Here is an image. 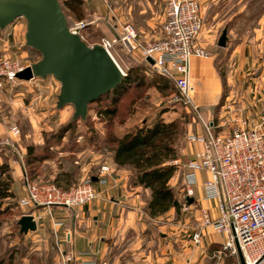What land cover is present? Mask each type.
<instances>
[{"label":"rangeland","instance_id":"obj_1","mask_svg":"<svg viewBox=\"0 0 264 264\" xmlns=\"http://www.w3.org/2000/svg\"><path fill=\"white\" fill-rule=\"evenodd\" d=\"M60 1L70 26L78 27L90 45L101 44L103 39L116 41L125 25L136 29L138 42L142 45L159 39L167 6V0H101L112 9L110 23L106 24L109 30L104 33L103 29L90 28L91 19L85 14L83 0L73 1L77 6L76 11L66 8L65 0ZM203 7L206 9L202 17L205 22L203 31L206 33L211 29L207 32L208 36L204 35V48L214 58L215 66L224 81L223 94L219 100V104H223L232 91L228 79L230 77L233 81V45L247 37L250 41L255 39L260 22L264 19V0H208L203 3ZM77 19L82 20L75 23ZM13 24L16 30L12 29L13 35L11 41H8L5 34ZM11 26L0 30V165L8 166L9 170L3 178L7 180L8 175L12 177L16 195L0 201V264H59L58 246L61 245L58 244V232L53 228L49 213L57 207H22L19 190L25 187V196L28 194L27 183L57 186L55 178L58 172L66 170L71 173L70 182L60 180L61 187H57L62 189L69 185L64 188L67 190H62L70 191L84 180L98 175L101 167L113 158V135H121L159 116L166 121L176 120L181 124L182 132L176 141L179 155L177 170L170 184L178 200L184 202L186 165L198 150L194 148V143L188 141L187 136L203 133L202 120L207 119L203 118L199 108L185 106L176 100L178 90L173 81L160 80L159 74L142 58L139 46L129 50L120 42L113 43L110 48L113 57L125 73L132 74L135 81L116 97L106 95L92 103L86 120H73L72 106L67 105L61 109L56 107L60 84L52 76L28 81L6 77L5 73L10 68H25L41 57L36 50L25 44L26 20L19 18ZM226 26L229 39L227 45L221 47L218 40ZM258 40L263 50V33ZM251 44L257 46V42ZM232 98L230 102H233ZM104 108H116L117 112L115 115H101L99 111ZM212 118L214 124L220 125L216 131H229L228 116L219 119L217 115H212ZM29 147L33 148L29 157L30 164L27 161ZM16 166L21 167L23 172L20 187L14 186ZM129 175L134 181L132 171ZM37 209L41 210L36 216L39 221L37 230L20 233L19 219ZM172 209L174 214L171 222L175 224L191 212L183 208L178 212ZM170 217L161 215L155 227L166 230L165 222Z\"/></svg>","mask_w":264,"mask_h":264},{"label":"crops","instance_id":"obj_2","mask_svg":"<svg viewBox=\"0 0 264 264\" xmlns=\"http://www.w3.org/2000/svg\"><path fill=\"white\" fill-rule=\"evenodd\" d=\"M83 1L85 14L91 19L90 28L108 32L110 6L101 0ZM206 1L200 0L202 17ZM81 20L77 19L75 23ZM259 26L254 40L247 37L233 45V81L228 79L232 91L223 104H219V100L225 85L214 58L209 55L191 58V97L204 119L213 120L212 115L227 118L228 106L233 107V119L246 116L256 123L264 116V49L258 45L259 37L264 34V19ZM12 29L16 30L14 24L5 34L8 41H11ZM207 32L202 30L201 33L200 45L203 47ZM255 42L257 46L250 45ZM231 98L233 102L229 101ZM194 148L199 149L200 144L196 143ZM107 165L114 174L107 185L96 182L99 192L96 199L78 207H57L48 211L53 228L58 232V244L77 255L74 264H241L239 256L224 250L226 234L216 232L212 225L201 229L199 244L192 240V226L200 217L202 207L209 208L213 219L220 216L219 201L203 199L202 183L209 177L207 172L199 173L194 198L186 200L183 207L191 212L175 224L171 222L174 214L171 209L165 214L171 217L165 222L166 230L162 231L155 227L158 218H152L147 212L150 189L136 185L130 178V168L118 166L113 158ZM14 169V186L20 187L23 172L21 167ZM92 177L96 180L97 174ZM24 190L25 187L19 190V199L24 196ZM40 212L37 209L30 214L36 219ZM81 252L85 254L79 255Z\"/></svg>","mask_w":264,"mask_h":264},{"label":"built area","instance_id":"obj_3","mask_svg":"<svg viewBox=\"0 0 264 264\" xmlns=\"http://www.w3.org/2000/svg\"><path fill=\"white\" fill-rule=\"evenodd\" d=\"M202 30L199 0H167L159 39L142 45L136 29L125 25L116 41L103 39L101 44L110 53L115 42L129 50L139 46L142 58L152 69L173 81L178 90L176 100L197 109L191 97V58L208 56L200 45ZM22 69L10 68L5 75L14 79ZM227 110L228 132L216 131L220 125L213 120H202L203 133L187 136L190 143L200 144V148L186 165L184 199L194 198L199 173L207 172L209 177L202 183L203 199L220 203V216L216 219L212 218L209 208H201V215L192 226V240L199 244L201 229L212 225L216 232L226 234L225 251L238 256L240 250L245 264H264V116L253 123L246 116L233 119V107L228 106ZM174 163L178 164V160ZM112 173L109 166L103 165L96 180H84L70 191L49 183H27L28 194L20 199V205L49 209L81 206L98 197L96 182L107 185ZM58 250L59 264H74L77 256L74 251H65L61 246Z\"/></svg>","mask_w":264,"mask_h":264},{"label":"water","instance_id":"obj_4","mask_svg":"<svg viewBox=\"0 0 264 264\" xmlns=\"http://www.w3.org/2000/svg\"><path fill=\"white\" fill-rule=\"evenodd\" d=\"M19 18L26 20V46L41 57L16 77L28 81L52 76L60 84L56 107L72 106L73 120H86L90 104L117 88L127 75L102 44H88L78 28L70 26L60 0H0V30ZM228 39L226 26L218 45L225 47ZM18 224L20 233L37 230L32 214L23 215ZM238 256L245 264L240 250Z\"/></svg>","mask_w":264,"mask_h":264},{"label":"trees","instance_id":"obj_5","mask_svg":"<svg viewBox=\"0 0 264 264\" xmlns=\"http://www.w3.org/2000/svg\"><path fill=\"white\" fill-rule=\"evenodd\" d=\"M73 1L75 0H65L64 5L71 11H76L77 6L75 2L73 4ZM159 76L160 80H170L161 74ZM134 81L135 79L132 78V74L127 73L122 83L117 88L111 90L107 96L113 95L112 97H116L125 91L127 86ZM155 83L157 84L158 82L155 81ZM103 97L95 102L100 101ZM116 112V108H104L99 111L101 115H115ZM181 132L182 129L179 121H166L159 116L149 123L136 126L134 129L127 130L121 135H113V159L115 163L118 166L129 167L133 173L134 183L150 189L147 212L152 218H159L172 208H175L178 212L187 203L186 201L181 202L178 200L170 184L177 170V164L174 163V160H177L179 156L176 141ZM28 149L27 161L30 164L29 157L32 155L33 148L29 147ZM8 170L7 165H0V201L15 196L12 177L8 175L6 177L7 180L3 178ZM70 178V172L60 170L55 178V184L61 187L60 180H68L70 182ZM68 187L69 185H66L62 189Z\"/></svg>","mask_w":264,"mask_h":264}]
</instances>
